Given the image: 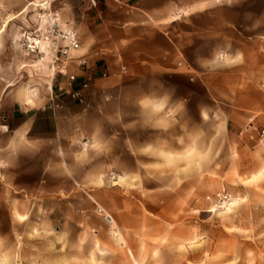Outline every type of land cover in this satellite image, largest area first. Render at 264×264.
<instances>
[{
  "label": "crops",
  "instance_id": "crops-1",
  "mask_svg": "<svg viewBox=\"0 0 264 264\" xmlns=\"http://www.w3.org/2000/svg\"><path fill=\"white\" fill-rule=\"evenodd\" d=\"M28 2L1 0L4 34H19L22 22L35 19ZM87 4L62 0L54 6L62 28L78 33L80 46L73 54L87 62L86 67L68 64L67 72L77 76L72 85L50 70L45 91L17 85L26 77L30 56H13L12 41L1 36L0 161L5 167L0 177L20 190L63 191L57 202L67 208L73 204V179L83 183V173L89 172L87 155L75 156L74 148L85 140L114 143L112 183L129 187L131 177L121 174H138L143 176L134 188L155 191L145 195L152 202L135 195V208L127 215L129 245L137 254L141 238L162 237L168 220L137 209L138 201L156 206L168 197L163 183L146 175L168 173V164L179 160L186 163L179 170H186L201 157L202 141L211 148L220 145L227 156L239 153L242 166L264 164L257 132L241 133L250 121L264 128V0H98L90 10ZM34 65L43 66L37 60ZM85 69L94 78L82 103L71 90L80 86ZM159 222L157 233L142 229ZM145 244L149 251L156 247ZM158 251L165 254L162 245Z\"/></svg>",
  "mask_w": 264,
  "mask_h": 264
},
{
  "label": "rangeland",
  "instance_id": "rangeland-1",
  "mask_svg": "<svg viewBox=\"0 0 264 264\" xmlns=\"http://www.w3.org/2000/svg\"><path fill=\"white\" fill-rule=\"evenodd\" d=\"M1 36L12 41L13 56L25 55L16 44L18 34L7 31ZM27 58L26 77L17 85L45 91L51 84L48 69L35 66L36 57ZM207 144L200 143L201 157L186 170H179L186 165L179 160L168 164V173L146 175L163 183L168 197L156 206L138 201L137 209L168 220L162 223V237L141 238L137 254L129 245L127 215L135 208V195L152 202L145 195L155 191L135 189L143 176L138 174H121L131 177L129 187L112 183L117 175L112 166L114 143L85 140L74 148L75 156L81 151L87 155L89 172L83 173V183L73 179V204L67 208L57 202L63 191L20 190L0 177V264H264V164L242 166L239 153L227 156L220 145ZM75 176H81L79 170ZM218 193L227 194L233 204L219 205ZM105 214L114 219L119 237ZM160 224L142 229L157 233ZM146 241L156 247L149 251ZM161 245L163 256L158 251Z\"/></svg>",
  "mask_w": 264,
  "mask_h": 264
},
{
  "label": "built area",
  "instance_id": "built-area-1",
  "mask_svg": "<svg viewBox=\"0 0 264 264\" xmlns=\"http://www.w3.org/2000/svg\"><path fill=\"white\" fill-rule=\"evenodd\" d=\"M62 0H29L27 7H31V12L35 14V19H27L21 23L19 41L17 45L21 48L27 56H34L36 58L42 57L40 52V45L47 43L50 56V62L52 63L54 70L53 73H58L66 76L69 85H72L77 76L69 74L67 72V66L69 63H76L79 67H86V60L81 57H76L73 51H76L79 46L78 33L74 28H62L59 9H55L54 6L59 4ZM87 9H94L98 5V0H87ZM1 4V0H0ZM15 17L9 18L13 20ZM4 19H7L5 16ZM83 81L80 86L74 90H71L73 98L78 99L80 102H85V91L89 88L94 75L84 70ZM102 77H107L108 73L103 71L100 74ZM257 132L258 143L264 147V128L257 127L252 121H250L242 130L241 133ZM4 165L0 163V176L2 175ZM229 201L227 194L218 193L215 197V202L222 203ZM101 212V208L98 209ZM104 218L108 222L107 217ZM109 223V222H108Z\"/></svg>",
  "mask_w": 264,
  "mask_h": 264
},
{
  "label": "bare ground",
  "instance_id": "bare-ground-1",
  "mask_svg": "<svg viewBox=\"0 0 264 264\" xmlns=\"http://www.w3.org/2000/svg\"><path fill=\"white\" fill-rule=\"evenodd\" d=\"M5 28V27H4ZM4 28H1L0 29V36L2 35V33L4 32ZM16 44L18 43V41H19V34H18V36L16 37ZM40 52H42L43 54H42V57H38V58H36L37 59V62L39 63V64H41V65H43V66H41V67H46L48 70H50L51 72H53V70H54V67H53V65H52V63L50 62V56H48V55H45V54H48L49 53V50H48V47H47V43H42L41 45H40ZM114 178V177H113ZM120 179H123L122 177L120 178ZM230 201H231V199L229 200V201H227V202H222V203H220L219 205H222V206H228L229 204H233V203H230ZM218 205V204H217ZM102 210V209H101ZM105 217H107V219H108V222L110 223V221H111V219H110V216H108V215H106L105 214ZM113 230V229H112ZM114 231V230H113ZM115 233V232H114Z\"/></svg>",
  "mask_w": 264,
  "mask_h": 264
},
{
  "label": "clouds",
  "instance_id": "clouds-1",
  "mask_svg": "<svg viewBox=\"0 0 264 264\" xmlns=\"http://www.w3.org/2000/svg\"><path fill=\"white\" fill-rule=\"evenodd\" d=\"M141 105H142V101H141Z\"/></svg>",
  "mask_w": 264,
  "mask_h": 264
}]
</instances>
